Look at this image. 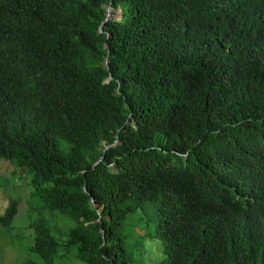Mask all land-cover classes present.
I'll return each instance as SVG.
<instances>
[{"label": "trees", "instance_id": "16d2710c", "mask_svg": "<svg viewBox=\"0 0 264 264\" xmlns=\"http://www.w3.org/2000/svg\"><path fill=\"white\" fill-rule=\"evenodd\" d=\"M102 1L0 0V157L86 264H132L145 205L154 264H264V0H113L106 20ZM29 225L40 259L18 264H54Z\"/></svg>", "mask_w": 264, "mask_h": 264}, {"label": "rangeland", "instance_id": "374dc122", "mask_svg": "<svg viewBox=\"0 0 264 264\" xmlns=\"http://www.w3.org/2000/svg\"><path fill=\"white\" fill-rule=\"evenodd\" d=\"M117 9L119 8L116 7L112 16H118ZM36 190V186L31 182L29 169L14 165L8 159L0 157V213L4 211L10 198L19 200L11 224L8 226L0 224V264H18L27 257L40 259L36 252L30 250L33 243L30 222L39 218L45 219L57 237L59 246L66 238L68 228L73 225L72 219L67 215L42 207V199ZM31 191H34L32 195ZM144 207L129 213L125 219V226L131 232L134 246L132 264H154L163 257L160 238L150 236L149 233L145 235V232L154 229L156 221L152 217L153 212ZM76 254L75 246L69 250L60 246L54 257V264H86Z\"/></svg>", "mask_w": 264, "mask_h": 264}, {"label": "clouds", "instance_id": "9594fccd", "mask_svg": "<svg viewBox=\"0 0 264 264\" xmlns=\"http://www.w3.org/2000/svg\"><path fill=\"white\" fill-rule=\"evenodd\" d=\"M226 1V0H223ZM104 7H105V13H104V20L106 19H120L121 18V7L114 3L113 0H104L102 1ZM116 7L119 8L117 9L118 16H112L111 14L116 10ZM102 23L99 26V29L101 30ZM110 77V74L108 75L107 79Z\"/></svg>", "mask_w": 264, "mask_h": 264}, {"label": "bare ground", "instance_id": "6f19581e", "mask_svg": "<svg viewBox=\"0 0 264 264\" xmlns=\"http://www.w3.org/2000/svg\"><path fill=\"white\" fill-rule=\"evenodd\" d=\"M239 2H240V0H238ZM245 1V0H244ZM209 2V1H208ZM235 2V1H234ZM242 2V1H241ZM229 3V2H228ZM248 3V2H247ZM249 3H250V1H249ZM253 3H255V1L253 2ZM230 4H232V3H230ZM230 4H229V6H230ZM239 4V3H238ZM233 5V4H232ZM240 5V4H239ZM246 4H244V6H245ZM241 6V5H240ZM248 6V5H247ZM254 6V4L252 5V7ZM225 7V6H224ZM257 8V7H256ZM259 8V7H258ZM217 9V8H216ZM225 9H226V7H225ZM236 9V8H235ZM228 10V9H227ZM231 10V9H230ZM257 10V9H256ZM229 11V10H228ZM226 12V11H225ZM254 12V11H253ZM224 13V12H223ZM229 14H231V12L229 13ZM225 17V16H224ZM222 19V18H221ZM224 19V18H223ZM226 19V18H225ZM221 25H222V23H221ZM215 26H216V24H215ZM215 28V27H214ZM223 29H224V27H222ZM227 28V27H226ZM225 28V29H226ZM215 30V29H214Z\"/></svg>", "mask_w": 264, "mask_h": 264}, {"label": "water", "instance_id": "95a60500", "mask_svg": "<svg viewBox=\"0 0 264 264\" xmlns=\"http://www.w3.org/2000/svg\"><path fill=\"white\" fill-rule=\"evenodd\" d=\"M85 189V188H84Z\"/></svg>", "mask_w": 264, "mask_h": 264}]
</instances>
